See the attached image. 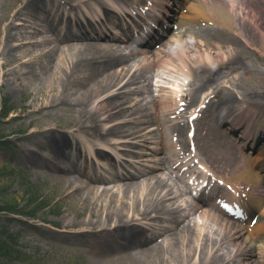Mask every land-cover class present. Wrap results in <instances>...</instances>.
I'll return each mask as SVG.
<instances>
[{
  "label": "bare ground",
  "instance_id": "1",
  "mask_svg": "<svg viewBox=\"0 0 264 264\" xmlns=\"http://www.w3.org/2000/svg\"><path fill=\"white\" fill-rule=\"evenodd\" d=\"M38 1L27 0L26 3L22 5V8L18 9V11L12 15L13 17H9L8 19L10 22L5 25L6 32L8 33L12 30H17L18 32L21 30L19 27H14V21H17L23 11L29 7L37 10V8L40 7ZM73 1L74 0H63V2L58 4V13L62 11L58 20L55 19L58 13H56V16H53L52 11L48 13L46 20L49 26H51L49 31L56 32L58 30L59 27L56 26V23L65 18L64 12H72L73 9L76 10V8H78V6L74 7L75 5H71ZM85 1L88 4L93 1L99 6L103 5L100 0ZM124 1L130 5L131 1L135 0ZM143 1L145 3L144 6L149 5L154 7L158 2L165 0H141L140 2ZM177 4L180 9H182V6L187 7L188 15H190L186 17L183 23L189 24L190 21H192L201 24L207 22L213 23L216 28L201 29L200 35H194L190 31L188 35L193 36L194 39L186 35L185 32L183 35L170 37L158 51L150 50L146 54L143 63L138 65L137 71L132 74L127 81H125V79L127 78L129 68L125 66L128 61L134 59L137 53L132 50L126 55L123 54L120 49L110 45L104 46L92 42L80 43V40L88 39L85 35L80 36L77 33H72V35L67 36L62 32L61 36L63 40L75 41H73V43H63L62 46L55 43L47 53L44 51L41 52L39 57L48 60L45 65L43 63L40 64L41 69L36 67L32 61L25 63L21 61V59H17L15 54L17 50H15V46L11 44V40L9 41L7 39V44L3 50L9 51L15 56L9 60L16 59L17 67L21 66L27 69L28 75H36L37 78L40 77L47 83L48 77H52L51 81H55L56 77L53 76L54 61L57 58L60 59L64 55V59L70 61L73 68L87 66L89 71L94 72L93 78L95 80L93 81H95V84L93 87L96 92H112L113 88H118V86L122 84V87H125L142 83L146 78L144 77V73H149L151 69L173 66L175 68L173 72L179 77H183L186 80V84L193 87L192 97L185 106L181 103L184 98L178 100L179 96L176 99L173 97V95L178 94L175 92H172V100H168L169 97L166 99L165 97L155 99L150 95L146 97L150 98L146 106L150 105V111H154V114L160 113V105L164 106L162 110L164 111V115L163 118L159 120L152 116H149L150 118H143L147 116L149 112L144 101H138L137 105L131 108L129 112L123 110L124 107L122 104L132 101L131 97H128L129 93L123 96H121L119 92L112 93V98L119 97L120 99H118V101H112L108 98V101L103 100L95 107L89 108L87 91L83 90L80 100L74 101L70 99L72 96L71 91L62 85V89H60L59 86L58 89L51 90L53 95L43 96V98L38 99L39 108L37 110H32L28 105L25 106V108L29 110L26 116L33 115V113H42L47 108L53 109L59 106L58 104L60 103L64 106L69 105L68 109L79 113V117L70 122L71 126L76 131H81L85 134L90 132L89 138H93L97 141H101L109 136L118 137L124 133L127 136L136 135L140 132L135 131L138 128L150 130L149 126L142 125L152 124L154 121L160 125V128H157L158 132L153 133L152 131L154 130H152L150 131L152 132L151 134L138 137H140L141 140L149 142L150 139L153 138L151 135H158L159 133L162 140L161 149H163L167 143L165 140L167 132H177L179 138L182 139L184 143L192 141L185 139V125H173L172 131L170 128H166L168 122L164 119V117H166L165 113H167V111L172 112L175 107L182 108V105L184 111L187 112L189 106H193L205 95L202 103L208 99L212 101L215 98H219V105L229 107L231 110L227 114L229 118H227L226 121L229 122L231 128L239 133L243 138V142L250 141V143L254 142V144L257 142V146H260L257 151L263 152L264 105L258 108H249L250 110H245L244 112L243 109L239 110L237 106L233 105V110L232 104H235L236 101L244 103V100H247L248 97L245 95L246 93H244V91L242 93L239 91L242 84L234 85L235 90H238V94H241V97L234 95L232 92L228 93V95H224L223 83L231 72L240 70L246 73L247 61L243 60L248 53L247 50H245L246 46L248 48H254L255 51L258 50L264 55V0H177ZM82 6V8L79 7L80 10L84 8L83 4ZM115 17L116 14L115 16L112 15V18L106 25H113ZM3 19L7 20L6 18ZM67 20L69 21V18ZM92 27L90 26L88 30L92 29ZM83 30H86L85 26ZM93 35L97 37L100 36L99 34ZM59 36L60 34H58V38H60ZM24 39H30V36H26L25 34L23 35V40ZM56 39L57 37L55 40ZM51 42H55L54 38L50 35H46L42 40L36 41L34 44L29 43L30 45L26 46L30 49V47L35 45L37 47L44 43ZM29 51L31 50H27V52ZM9 65L8 63L4 65V75L10 73L8 69ZM119 65L123 66L122 70H118L117 66ZM207 68L210 72L207 71ZM221 69L225 70L220 71ZM14 71H16V69H14ZM66 72L69 73V71L66 70L60 71L61 80L70 82V78L67 76ZM211 72H214V74ZM262 73L264 76V71ZM145 81H150L148 85L150 88L145 89V94H150L152 91L151 78H147ZM233 83H235V80H233ZM211 88L213 89L211 93L203 95L204 91H209ZM135 91H138V87L130 90V93H135ZM198 105H196V107H198ZM194 111H196V109ZM137 113L140 114L141 119L137 118L136 120L135 115H137ZM102 114L106 116V118L102 120L103 122H109L119 118L127 119L130 114L134 120H125L117 125H111L109 129H106L104 128L105 125H103V122L99 119V116ZM44 116L52 117L53 115L47 111ZM130 121L134 122V126L128 127L122 125ZM29 125L36 126V120L30 121ZM38 126L39 129L34 130L31 135L34 136V134L45 132L51 133L53 129L50 125H45L42 122H39ZM209 127L205 136L203 138L201 137L204 141L206 137L212 135L213 131L214 135L217 134L215 133L214 127L210 125ZM220 137L221 140H219V142L223 144L224 137L222 135ZM22 139L23 138L17 137L14 138L12 142L17 146L16 142ZM55 142H57L56 153L71 161L72 170L74 172L78 170V162L81 163L87 160V154L81 150L78 141H75L71 137L57 135ZM141 142L142 141L136 142V144L140 145ZM209 147L210 145L208 143L207 148L206 145H204L205 149H209ZM211 152L212 156H210L208 151L207 156H209V159L212 157L210 159L213 163L212 166L215 168L220 167V170H225V172L229 169L233 171L234 173L231 174H233V180L237 184L253 183V189L256 190L264 179V175L261 176L260 174L261 170L264 171V164H262L264 163L263 158L260 160L256 159L252 163L250 158L247 157L248 159L244 158V161L239 165L236 158L234 155L232 156L229 150V153L219 152L218 149H212ZM98 154L103 155L101 152ZM220 156L225 159V164L219 159ZM54 163L53 165L52 163H46L45 167L51 166L52 170L56 173L64 172L61 166H58L60 161H55ZM250 163H252V166L247 168ZM165 164L166 163L159 161L158 167L164 168ZM73 171L68 170V172H64L62 175L57 174V177L65 180V190L69 191L68 195L61 198L62 200H60L58 204L70 207L65 209L66 218H63V232H68L70 234L78 233L80 235L92 234L95 232L99 233L101 239L107 242H114L117 238L124 240L125 244H122L119 248L118 242L120 240L117 239L116 246H114L112 250L126 252L130 255V258L140 261L141 264H166L170 256L172 258V264H231L233 260L235 262L238 261V264H264V259H260V261L254 260L256 255L264 258V194H256L254 192L255 205L257 210L262 213L263 223L257 226V236L253 237L247 233L245 227L225 222L221 216L209 214L206 211H201L202 222L197 223L192 220L188 221L189 217L192 216L191 213L184 215L182 214L181 207L174 208L171 204H167L168 201H172L175 197L172 192L173 185L163 176L154 174L141 183L136 181L129 186H125L122 193L125 199H123V197L118 196V190L116 191L114 188H104L100 190L95 186L87 184L83 179L76 176ZM52 176L54 177L55 175L53 174ZM143 176L144 174L141 177ZM80 198L88 203V207L77 208L78 201L73 203V199L78 200ZM91 203L93 204V208H95V212L91 211L89 208ZM59 210L60 209H58V211ZM199 210L200 208L193 206L192 211L197 212ZM57 214H59V212H57ZM151 214H161L159 217L156 216L158 219H163L164 215L167 214L173 216V220L175 221L174 226L167 227L162 231L163 236H165L168 231H171L167 237H171L172 241L165 244V242L168 241L165 239L164 242H157L151 245V242L156 240V235L148 237L144 234V231L137 226L140 224L135 223L131 225L130 223L135 220L140 221L148 218L154 220L156 217L152 219ZM70 216H74L78 222L72 223V221H68L67 217L69 218ZM186 221H188V223H184ZM210 222L213 224V230L208 231L207 225ZM217 234H219L220 237L217 236ZM222 243L230 246L233 245L236 249L235 254L231 255V250L225 254H217V250L222 248ZM215 249L216 251H214ZM195 256L198 257V259L195 263H192ZM239 259H241V261Z\"/></svg>",
  "mask_w": 264,
  "mask_h": 264
},
{
  "label": "rangeland",
  "instance_id": "2",
  "mask_svg": "<svg viewBox=\"0 0 264 264\" xmlns=\"http://www.w3.org/2000/svg\"><path fill=\"white\" fill-rule=\"evenodd\" d=\"M26 1L27 0H0V264H141L140 261L130 258V255L126 252L119 253L116 250H112L117 239L114 240V242H107L106 240L101 239L99 233L95 232L82 235L78 233L70 234L68 232H63V218H66L65 209L70 207L58 204L59 201L62 200L61 198L68 195L69 191L65 190V180L57 177V174L62 175L64 172H68V170H73L69 160L56 153L57 142H55V138L57 135L64 137L69 136L75 141H78L81 150L87 154L89 164L95 162L100 170L99 176L102 175L104 178L108 177L109 179L107 183H98L91 179L89 180L84 174L77 175L79 172L82 173L80 170L73 172L76 176H80L87 184H91V186H97L98 188L108 186L109 189L115 184H120V187H125L124 184L132 182L129 179L119 181L115 174L117 171L109 172L111 168L113 169L115 167L113 163H110L111 160L113 161L116 158L118 162L129 163L135 170L148 171L150 170V167L152 169L156 168L161 157L164 158L172 156L175 153L185 152L189 149L190 144L187 143L184 146L181 139L177 137L178 134L175 132L173 133V129H171L172 132L166 133L168 135L166 136L168 147L164 149L162 152L163 154L160 153V155L156 156L154 149L159 150L158 148L160 147V140L157 138V135H151L153 138L150 139L149 142L138 138V136L150 134V131L155 130L154 122H152V124H143L142 126H149L150 130L138 128L135 131L140 132L136 135L127 136L124 133L118 137L109 136L101 141H97L93 138H89V135L91 134L90 132L85 134L81 131H76L71 126L70 122L79 117V113L68 109L69 105L64 106L60 103L58 104L59 106L54 107L53 109L47 108L42 113H33V115L28 116H26V114H28L29 110H27L25 106L28 105L32 110H37L39 108L38 99L43 98V96L53 95L51 90L58 89L59 86L60 89H62L63 85L71 91L72 96L70 99L74 101L80 100L83 90L87 91V101L90 105L89 108L95 107L103 100L108 101V98L112 101H118L120 98H112V93L119 92L121 96L129 93L128 96L131 97L132 101L122 104L124 107L123 110L129 112L131 108L137 105L138 101H145L144 104H146L147 98L144 97H147L150 94L157 99L163 97L166 99L169 97L168 100H172V92H175L178 94L173 95V97L176 99L179 96L178 100L184 98L185 100H183V102H186L187 104L192 97L191 94L193 93V87L189 84L187 85L186 80L183 77H179L173 72L175 69L173 66H164V68H153L149 74L144 73L152 79V91L150 94L144 93L145 89L149 88L147 87L148 81L125 87H122V84L118 86V88H113L112 92H96L93 87L95 81L91 80L93 79L94 72L89 71L87 66L73 68L71 62L64 59V55L60 58L61 60L57 58L54 61L53 76L56 77L55 81H51L52 77H48L47 83L40 77L37 78L36 75H28L27 69H24L21 66L17 67L16 59L9 60L15 56L9 51L3 50L7 44V39L9 41L11 40V44L15 46V50H17L15 53L17 59H21V61L25 63L32 61L34 65L39 68L40 64L43 63L45 65L48 60L39 57L41 52L44 51L47 53L55 43H58L59 45L61 44L62 46L63 42L44 43L41 46L36 47L35 45L30 47V49H28V46L26 45L34 44L36 41L42 40L46 35H50L54 38L53 32L51 34L43 31L39 32V29L41 28L45 31V29L50 28L46 16L50 11L53 12V16H56V13H58L57 6H59L58 4L63 2V0H37L40 5L37 10L29 7L23 11L17 21H14V27H19L21 30L18 32L17 30H12L7 33L5 25L10 22L8 18L13 17L12 15L15 14L18 9L22 8V5L26 3ZM100 1L106 4L104 10L101 9V7L96 6L93 2L88 4L85 0H74L71 4L72 6L75 5L74 7H77L78 5H84L82 10L79 9L80 6H78L76 10L73 9L75 21H78L79 23L85 22L86 19L84 14H86L91 18V22L88 21L87 25L96 28L102 27L103 32L107 22L112 18V15H115L113 11L125 12L129 6L124 0ZM140 1L141 0H136L137 3H140ZM135 5L136 3L134 2L130 3V6L132 7H135ZM109 7L112 12L109 11ZM64 13L67 14V11ZM61 14L62 11L58 13L55 19L58 20ZM3 18H6L7 20H4ZM66 24H70L66 18L65 20L56 23L57 27L65 25V29H69V26ZM201 25H203L202 27L210 26L211 29L214 28V25L211 26L210 24ZM63 26L62 29L64 28ZM117 27L118 25H115L110 28L114 35L118 33ZM192 29L200 30L201 26L197 25ZM25 34L26 36H30V39L23 40V35ZM90 42H100L103 45H111L120 50L123 49L122 51L125 54L128 53L125 51L124 45L119 42L115 43L108 40H94ZM245 48L248 52L245 58H243L244 61H247L246 73L240 70L231 72L224 80L223 94L228 95V93L232 92L234 95L241 97V94H238V90H235L234 85L242 84L239 91L241 93L244 91V93H246L245 95L248 97L244 102L249 103L250 106L258 108L264 105V76L262 73L264 71V55L258 50L255 51L254 48H248L247 46ZM27 50L31 51L27 52ZM143 59V55H138L135 59L127 62L126 68H130L125 81L137 71V68H134V65L138 66ZM6 63L10 64L8 67L10 73L4 75L3 69ZM122 68L123 67L120 66L118 67V70H122ZM14 69H16V71H14ZM61 70L69 71V73H66L70 78V82L65 79V76L64 79L66 81L64 82L61 80ZM207 71L210 72L209 69ZM233 80H235V83H233ZM136 87H138L139 92L130 93V90L136 89ZM212 90L213 89L211 88L209 91H204L203 95L211 93ZM204 97L205 95L193 106H189L188 113L185 116L181 112L182 110L180 111L181 113L177 112L178 107H175L172 112L167 111V113H165V118H168L169 121H173L168 126L173 127V125L178 122L180 124H184V122L186 123L189 114L198 104L200 106H207L208 108V102L205 104L202 103ZM219 101V98H215L210 103V105H213V108H209L208 113L212 114L214 118L211 119L210 117H206L205 120H200L199 124L201 125L198 127L200 133L205 134L204 131H206L207 126L210 123L216 128L221 129L223 134L227 133V128L225 126L222 127L221 121L223 118L227 119V114L231 109L227 106L224 107L219 105ZM243 104L244 103L236 101L235 104H232L233 110L234 106L239 107L243 106ZM163 107L164 106H162V110L164 109ZM47 111L53 116H44ZM131 114L127 120L132 119ZM138 114L139 113L135 115L136 120L137 118H140V114ZM162 114L160 113V115ZM216 114H220L219 116L221 117L216 116ZM181 115L184 117L179 118L178 116ZM222 116L224 117L222 118ZM105 118L106 116L104 114L99 116L101 121ZM33 120H36V126L29 125L30 121ZM123 121L125 120L119 118L109 122H102L103 125H105L104 128L109 129V126L117 125ZM204 121L208 122L206 123V128L202 127L205 125ZM39 122H42L45 125H50L53 128L52 132L34 134V136L31 135L34 130L39 129ZM193 122L196 123L195 121ZM122 125L130 127L134 126V122L130 121L128 123H123ZM186 128L185 138H187L190 130L188 126H186ZM154 132H156V130L153 131V133ZM197 135H199V133ZM3 137L8 140H4ZM17 137L23 139L17 141V146H15L12 140ZM217 139L219 140L218 137ZM140 141H142L141 144L137 145L136 142ZM207 141H209V143L213 141L211 136L207 137L206 141H203L202 144H206ZM210 145L213 146L212 143H210ZM153 146L155 147L152 148ZM99 149H102L104 156L99 155L98 158L96 152ZM55 161H60L58 166H61L64 172L56 173L52 170L51 166L45 167L46 163H52L53 165ZM155 161H157V163ZM53 174L55 175L54 177L52 176ZM94 174L97 177L98 173L96 174V172L92 170L90 175ZM156 175L163 176L164 178L166 177L169 183H174L166 169L159 170ZM123 188L121 189L122 191ZM122 191L121 193L118 192V196L125 199ZM174 193L177 197L176 199H173L172 202L175 203L176 206L181 207L183 214H188L192 206L186 202L184 194L182 195L180 193L177 185L175 186ZM77 201V208L88 207V203L84 202L82 198L78 200L73 199V203H76ZM167 203L170 202L168 201ZM57 208L60 210L58 211ZM89 208L91 211L95 212L92 203ZM57 212H59V214H57ZM193 219L198 220L195 216ZM67 220L72 221V223L78 222L74 216L67 217ZM135 221H132L131 223L134 224ZM149 221H151L148 222L150 229H146L145 233H148L149 235L157 234V239L154 240L151 245L157 242H164L165 238L160 236V232L163 227H167L171 222L163 219ZM212 225L211 222L208 223V231L213 230ZM217 236L220 237L219 234H217ZM166 239L168 241L165 242V244L172 241L171 237ZM230 250L231 255H234L235 252H233V250L236 251L234 246L222 243V248L217 250V254H225ZM214 251H216V249ZM197 259L198 257L195 256L192 263H195ZM255 259L260 261V259L263 260L264 258L256 255L254 260ZM168 260L169 261L166 264H172L171 256ZM231 264H237V261L235 262L233 260Z\"/></svg>",
  "mask_w": 264,
  "mask_h": 264
}]
</instances>
